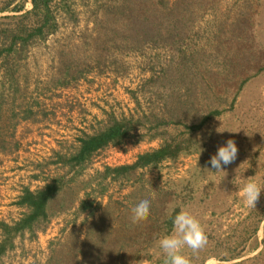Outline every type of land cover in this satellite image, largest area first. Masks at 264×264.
<instances>
[{"label": "rangeland", "instance_id": "1", "mask_svg": "<svg viewBox=\"0 0 264 264\" xmlns=\"http://www.w3.org/2000/svg\"><path fill=\"white\" fill-rule=\"evenodd\" d=\"M52 12L45 41L0 57V264H165L181 209L207 235L192 264H264V192L251 207L241 191L264 184V0ZM229 139L237 159L204 169Z\"/></svg>", "mask_w": 264, "mask_h": 264}, {"label": "clouds", "instance_id": "2", "mask_svg": "<svg viewBox=\"0 0 264 264\" xmlns=\"http://www.w3.org/2000/svg\"><path fill=\"white\" fill-rule=\"evenodd\" d=\"M238 151V145L235 140L229 139L211 157L208 162L211 167L206 166L204 169L215 172L225 171L226 166L237 159ZM241 191L246 205L256 207L261 193L264 192V184L255 179H249L243 185ZM151 204V196H145L136 203L131 209L132 222L138 223L143 219L150 212ZM172 224V233L162 236L157 242L158 247L165 256V264H192V258L184 250L187 248L191 249L193 253H197L206 246L207 235L205 228L196 215L183 209L172 216Z\"/></svg>", "mask_w": 264, "mask_h": 264}, {"label": "trees", "instance_id": "3", "mask_svg": "<svg viewBox=\"0 0 264 264\" xmlns=\"http://www.w3.org/2000/svg\"><path fill=\"white\" fill-rule=\"evenodd\" d=\"M55 1L32 0L33 7L30 11L19 16L0 18V38H4L3 43L8 45L5 49L0 48V57H3L5 53H12L17 46L26 47L31 42L45 41L52 32L56 31L58 22L52 12V4ZM26 2V0H0V13H22L26 9ZM68 9H71L69 3L62 8L63 11ZM139 25L138 22L136 29ZM0 45L3 46L2 43ZM157 155L162 156L160 152ZM46 196L47 193H42L39 197L32 198V203L35 204L37 210L41 209L40 206H44Z\"/></svg>", "mask_w": 264, "mask_h": 264}]
</instances>
